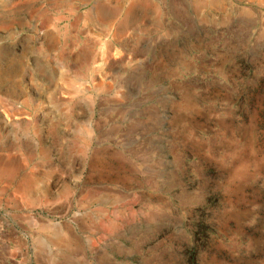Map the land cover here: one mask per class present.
<instances>
[{"label": "rangeland", "instance_id": "374dc122", "mask_svg": "<svg viewBox=\"0 0 264 264\" xmlns=\"http://www.w3.org/2000/svg\"><path fill=\"white\" fill-rule=\"evenodd\" d=\"M0 237V264H264V0H0Z\"/></svg>", "mask_w": 264, "mask_h": 264}, {"label": "crops", "instance_id": "0c3cea01", "mask_svg": "<svg viewBox=\"0 0 264 264\" xmlns=\"http://www.w3.org/2000/svg\"><path fill=\"white\" fill-rule=\"evenodd\" d=\"M15 208L16 207H15L14 196H12V194H10V216L12 215L14 217V214L19 213V212H17V210ZM11 224H12V226H11ZM11 224H10V227H11L10 228V246H13L16 239H17L16 242L18 244L20 243V237H16L13 220L11 221ZM0 238H3L4 239V237H0Z\"/></svg>", "mask_w": 264, "mask_h": 264}]
</instances>
